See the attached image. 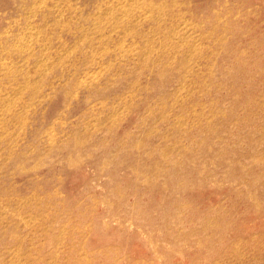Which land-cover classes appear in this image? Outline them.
<instances>
[{
  "label": "rangeland",
  "instance_id": "rangeland-1",
  "mask_svg": "<svg viewBox=\"0 0 264 264\" xmlns=\"http://www.w3.org/2000/svg\"><path fill=\"white\" fill-rule=\"evenodd\" d=\"M0 264H264V0H0Z\"/></svg>",
  "mask_w": 264,
  "mask_h": 264
}]
</instances>
